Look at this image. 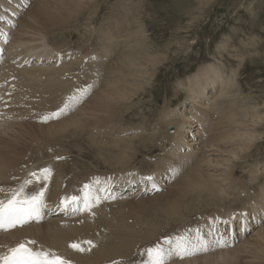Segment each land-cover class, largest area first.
<instances>
[{
    "label": "bare ground",
    "instance_id": "obj_1",
    "mask_svg": "<svg viewBox=\"0 0 264 264\" xmlns=\"http://www.w3.org/2000/svg\"><path fill=\"white\" fill-rule=\"evenodd\" d=\"M84 2L85 0H30V6L23 10L25 5L29 3V0H0V16L4 17V19L0 20V36L5 35L7 37L4 56H2L3 59L0 63V89L13 76H21L22 78V75H26L29 76L27 77L29 78L28 82L38 84V80L46 78L50 80L52 78L48 76L55 74L57 75V81L55 82L56 87L53 85L55 87L53 89L62 87V90L60 88L58 89V95L62 96V93H67L68 90L65 89V84L67 86L66 88L71 90L73 87L72 84V87H68V82H65L67 79L64 78L65 74L72 73L74 64L77 66L82 65L83 69H80L84 76H80L85 77L88 84L95 85L94 89H99L86 100L84 105L82 104L83 106L74 115L69 116L67 122L61 125L55 124L54 126H47L44 128L45 133L57 135L64 130L67 132L72 129L73 131L78 130L79 132L81 129L79 130L78 128H84L86 129L84 131L86 133L81 130L85 134L84 138L86 137L91 144L96 145L98 154L101 155L104 161H107L108 158L106 157L111 152L110 148L121 147L119 144L122 141L121 136H123V139L127 137L130 142L134 136L140 138L139 140L142 141L145 138L152 140L163 127H166V129L172 127L173 132L166 134L167 136H164L165 139L162 140L164 142L162 143L164 152L161 154L163 165L161 167L155 166L148 172H137L135 169V172H130L127 175H121L119 177H117V174H113L112 191L116 199L104 201L95 207L92 210L94 215L84 212L83 214L79 213L76 215L73 213L71 216H68L71 211L69 209L66 213L67 217L55 216L53 212H55L62 198L80 193L84 182L76 181L75 188L71 189L67 186L68 182H63V180L59 179L61 177H58L55 172H52L46 191L47 203L52 211L47 213L44 220L40 221L39 224L29 225L6 234H1L0 251L5 250L9 246H14L25 239H35L38 244L52 248L59 254L72 260L73 264H113L109 261L112 259L120 260L121 258L125 259L123 261L124 264H133L135 260L139 259L137 255L138 249L152 245L153 243L151 241L156 243L162 239V237H156L157 234H160L157 229L158 225L156 221L149 220L142 222L138 227L125 226L124 224L126 223L121 222L123 220L119 221L116 218V215L118 216L119 214H117V210L114 208L127 204L131 200H139L145 194L157 193L166 189L167 187H161L162 183H168L167 186L170 185V189L169 191H165L164 194L157 195V199H161V204L154 214L163 218L169 216L172 218L170 222L174 223V225H176L178 219L184 213H190L191 218L193 213L214 206L218 201L224 202L228 198L238 201V198L249 195L250 193L253 198L251 200L245 199L241 209L249 210V217L264 212V167L249 171L246 177L247 188L256 185L257 189L243 191L235 185L240 183L235 182V180L237 164L244 158L241 154L242 152L243 154L247 152V149L251 146V142L256 138L253 129L262 118L258 117L257 114L249 117V112L244 110L243 117L250 118L253 121V124L252 122L249 124L246 118L242 119L239 117L240 119L237 120L236 112L231 113L225 108L227 101H229L227 89L234 86L235 81L232 79L234 76H226V72H224L221 66L207 65V67L199 69L197 73L190 77V80H187V87L183 88L186 93V98L180 103L179 108L171 111L168 110L160 115L162 120H157L155 124L153 122H146L135 128L132 127L129 130H125L129 127L122 128L119 122L113 118L111 112L116 109L115 111H121L120 113L122 114L123 107L126 106L125 103H128L129 100L131 101V98L139 90L144 88L145 84L135 88L137 82L147 80L144 75H141L145 72V67L143 69L144 72L141 71L140 68L143 67L142 61L139 62L134 58L135 52H131L129 47L127 53L126 51L120 53H123L121 58H118L113 63H109L111 60L110 53L116 49L115 47L112 50L110 43L109 45L111 47L109 48L106 44H103V46L100 45L101 49L99 48L98 53L93 51L95 52L94 55L88 52L89 55L78 54L76 57H66V54L64 55L60 52H63L62 46L54 45L49 41L50 36L54 34L52 30H61V22H66L78 14ZM86 5L88 6L87 3ZM20 18L21 20H19ZM108 39L113 41L112 35L108 36L107 41ZM135 42H138L137 39ZM135 45H138V43H135ZM64 51L66 50L64 49ZM141 58L143 59V57ZM107 59L110 60L107 61ZM7 85L9 86L8 83ZM77 87L80 86L78 85ZM77 87L74 85V89ZM53 89H50V91H54ZM15 90L18 89L16 88ZM1 92L4 91L2 90ZM53 94L56 96V91ZM9 97L12 96H8V99ZM10 99L12 100V98ZM64 99L65 97L62 101ZM227 105L229 104L227 103ZM231 109L234 111L233 108ZM237 109L239 110V108ZM242 111H240L241 114ZM123 114L125 115V113ZM119 117L123 120V115ZM6 119L0 117V139L3 137H12L10 135V129H6L5 125L8 120ZM179 119H182V121L180 122ZM163 123L165 126L162 125ZM109 124L111 125L110 130L106 128ZM16 128L14 130L12 129L13 135H15L13 136V140L10 141L16 147L4 145V141L0 140V181L6 180L11 175L13 176V174L15 176L19 172L25 171V169L14 166L17 164V160L13 159V157L17 159L19 153L16 150L23 148L21 141L24 138L27 141L31 140L35 134H30V130L34 131L36 128L27 127V131H23L20 125H17ZM162 141L160 140L159 144ZM167 142L169 146L164 149V145ZM128 144L126 145L131 146L130 143ZM128 146L124 147V151L119 156L117 155L118 157L116 156L117 162L115 164L119 165L126 161L125 152L127 149H132ZM21 153L23 152L21 151ZM9 155L13 157L10 158ZM49 156V154L37 156L36 165H38V168L51 167L46 161ZM110 159L109 161L111 162L113 157ZM70 160L72 161V159ZM74 165L73 163V166L70 167L79 173L80 166ZM170 165H179L182 167L181 174L174 180L169 178L170 174L168 169ZM55 167V164L52 163V168L54 169ZM62 171L63 169L60 172ZM28 173H25L26 176ZM149 176L153 177L155 184L160 189L159 191L152 190V181L147 179ZM259 179L262 181L261 184H259ZM134 183L137 185L134 186ZM131 184L132 187H130ZM63 185L64 190L60 189ZM138 186L139 189H137ZM123 188L124 192H121ZM29 190L32 189L30 188ZM136 190L142 191L139 194ZM125 192L129 193L124 194ZM251 201L253 202L251 203ZM136 205L139 208L143 206V203L139 201ZM245 210H241L234 215L240 212L247 213ZM118 212L121 213L122 211L120 212L118 210ZM240 214L239 216L241 217ZM230 215L225 214L222 216L227 218ZM121 217L123 218V216ZM218 218L215 220V225L212 229H219V231L223 232L228 229H231L233 232L236 231L235 233H237V239L239 240L237 246L226 252L224 250L217 251L216 255H214L215 253L211 255L213 251L204 255H197L189 260L174 259L172 264H238L244 255L257 254L258 252H261L258 255L264 259V225L260 227L251 225V230L248 234H252L248 239L242 240L243 238L239 237L240 224L238 225L236 219L233 220V225L225 227L224 223L221 222L222 217L219 216ZM129 221L131 222L130 218L127 222ZM137 221H139V218ZM164 224H168V222ZM209 225L210 222H207L204 225L199 224L197 228L201 229L203 233H207ZM171 235L174 234L172 233ZM89 240L93 241L96 245L89 251L79 252L68 247L71 242ZM82 246L88 248L87 244H83Z\"/></svg>",
    "mask_w": 264,
    "mask_h": 264
},
{
    "label": "rangeland",
    "instance_id": "obj_2",
    "mask_svg": "<svg viewBox=\"0 0 264 264\" xmlns=\"http://www.w3.org/2000/svg\"><path fill=\"white\" fill-rule=\"evenodd\" d=\"M82 6L78 14L66 22H61V30H52L54 34L50 36L49 41L54 45L62 46L63 52L59 51L64 55L66 54V57H76L78 54L89 55L90 53L94 55L95 52H99L103 44H106L108 48L112 46V50L116 47L110 53L111 60L107 59V61L110 60L109 63H113L118 58H121L123 53H120L122 51H126L127 53L129 47L131 52H135L134 58L139 62L142 61L143 67L140 68L141 71L145 67L144 71L146 73L143 71L145 74L141 75L147 78V80L145 79L146 81L137 82L135 88L145 84L144 88L139 90L131 98V101L129 100L128 103H125V107L122 105V111L125 115L121 114V111H115L116 109L111 112L113 118L119 122L122 128L129 127L125 130H129L132 127L135 128L146 122H153L155 124L157 120L161 119L160 115L168 110L171 111L179 108L180 103L186 98L183 88L187 87V80H190V77L197 73L199 69L207 67V65L221 66L224 72H226V76H234V78L232 77L235 81L234 86L227 89L229 100L227 103L229 105L226 103L225 108L231 113L236 112L237 120L246 118L243 117L244 110L249 112V117L257 114L258 117L262 118L258 121V125L254 129L252 128L256 138L251 142V146L247 149V152L244 154L242 152L241 154L244 158L237 164L235 180V182L240 183L235 185L243 191L257 189L256 185L247 188L246 177L249 171L264 167V0H85ZM25 9L27 7L23 10ZM129 32L131 33L130 35ZM137 33L138 35H136ZM109 35H112L114 42L117 41L115 43L109 39L107 41ZM136 39L138 42H135ZM135 43H138V45H135ZM141 57L143 59L146 57L145 61ZM73 66L72 73H67L64 76L67 79L65 82H68V87L73 86L72 90L66 88L65 84L64 87L68 90L67 93L64 92L62 96L60 95L62 98L58 95V89L62 90V87L53 89L57 81V75L55 74L48 76L52 78L50 80L47 78L38 80V84L28 82L29 78L27 77L29 76L26 75H22V78L21 76H13L7 82L9 86L5 83L3 88L0 89V106H2L0 107V117L8 119H6L7 121L5 120V126L7 130L10 129V135H12L11 138L3 137L0 139L4 141V145H12L10 141L13 140V136L15 135H13L12 129H17V125L22 126L23 131H27V127L36 128L34 131L30 130V134H35L31 140L27 141L24 138L21 141L23 148L16 150L19 153L17 159L9 155L10 158L13 157V159L17 160V164L14 166L25 169V171L19 172L15 176L13 174V176L11 175L6 180L0 181V186L5 188L15 186L26 176L25 173L32 171V169H39L38 165H36V158L43 154L50 155L46 161L51 166L52 172L61 177L59 179L63 180V182H68L67 186L71 189L75 188L76 181H81L85 184L94 177H99L103 180L106 177H113V174H117V177H119L127 175L130 172H135V169L137 172H148L155 166L161 167L163 165L161 154L164 152L162 148V143L164 142L162 140L165 139L166 134L173 132L172 127L168 129L163 127L154 139L145 138V142L144 140H139L140 138L136 136L133 137L131 142L127 137L123 139V136H121L122 141L119 143L121 147L110 148L111 154L108 153L106 157L108 158L107 161H104L101 155L98 154L97 146L91 144L86 137L84 138V133H86L84 132L86 131L84 128H78L84 133L81 130L78 132V130L73 131L72 129H67L69 132L67 130L65 132L64 130L57 135L45 133L44 128L67 122L69 116L74 115L86 102L73 113L59 120L51 121L47 124L38 122L40 115L50 112V110L55 111L62 106L63 98H66L75 90L74 85L75 87L78 85L84 87L88 84L81 71L83 66H77L76 64ZM18 79L20 80L18 81ZM16 88L18 90H15ZM50 89L56 91V96L53 94L54 91H50ZM98 89H94L89 98ZM2 90L4 92H1ZM8 96H12L9 97L12 100H9ZM3 97L4 99H2ZM27 102L30 103L28 104ZM240 111H242V114ZM238 114L240 115L238 116ZM120 115H123V120L120 119ZM246 120L247 123L251 124L252 122L253 124L250 118H246ZM179 121L181 122L182 119H179ZM162 125L165 126L164 123ZM110 126L109 124L106 128L110 130ZM160 140L162 142L159 144ZM128 143L131 146H128ZM12 146H15V144ZM126 146L131 147L133 150H126V154L124 153L126 161L124 163L115 164L117 162L116 158L124 151L123 149ZM168 146L169 143L167 142L164 145V149ZM57 157H63V159L60 160ZM110 157L111 159L113 157V160L116 161L112 160L111 162L113 163H111L109 161ZM29 162L30 164H28ZM52 163L56 166L54 169L52 168ZM73 163L75 164L74 166H80L79 173L70 167L73 166ZM61 169H63L62 172H60ZM13 177H16L17 180L13 179ZM261 182L259 179V184ZM167 184L162 183L161 187L167 188L160 192L148 194L141 197V200H131L127 204L115 207L114 209L119 214L118 216L116 215V218L119 221L123 220L121 222H125L126 224L124 225L130 227H138L142 222L149 220L156 221L158 225L157 229L160 233L156 237L163 238L172 233L174 235L177 233L181 234L185 229L197 228L199 224L204 225L207 222H210L209 230L214 227L215 220L219 216L222 217V221L224 219L229 220L228 224H224L225 227L233 225L234 219H231L233 216H235L239 225L241 219L239 214L241 212L237 215L234 214L245 210L241 209L245 199L251 200L253 198L250 193L238 198V201L234 199L230 200L229 198L224 202L218 201L214 206L206 209L203 208L204 210L193 213L191 218L190 213H184L178 219L176 225H174V223L170 222L172 218L169 216H167V220L166 217H158L157 214H154L161 204V199H157V195L169 191L170 185L167 186ZM62 187L60 189L64 190V185ZM139 201L143 203V206L138 208L136 204ZM130 205L131 207H129ZM118 210L122 212L119 213ZM227 212L233 216L230 215L227 218L222 216ZM246 212L248 213L249 210ZM129 218L131 220V222L129 221L130 223L127 222ZM138 218L139 221H137ZM187 219L189 220L186 221ZM167 222L168 224H164ZM249 224L254 225L252 221ZM251 234L246 233L242 240L248 239ZM151 242L154 244L153 241ZM236 246L237 244L230 248L218 249L211 255L214 253L216 255L217 251L220 250H224V252L229 251ZM260 253L244 255L238 264H264V259L258 255ZM124 260V258L120 260L112 259L109 262L113 263L114 261Z\"/></svg>",
    "mask_w": 264,
    "mask_h": 264
},
{
    "label": "snow or ice",
    "instance_id": "obj_3",
    "mask_svg": "<svg viewBox=\"0 0 264 264\" xmlns=\"http://www.w3.org/2000/svg\"><path fill=\"white\" fill-rule=\"evenodd\" d=\"M28 6H30V0L29 4L25 5V7ZM5 11L7 10L5 9ZM2 19L4 17L0 16V20ZM5 43H7V39H5ZM94 88L95 85L93 84L76 88L64 99L62 106L55 111L40 115L38 122L47 124L70 115L89 98ZM57 159H63V157H57ZM168 171L169 178L174 180L181 174L182 167L170 165ZM51 176V167H42L30 171L15 186L8 188L0 186V232L7 233L17 228L29 226L32 222L38 223L44 220L46 214L52 211L46 199V191ZM147 179L152 181L153 191L160 190L153 177L149 176ZM112 180V177H106L103 180L94 177L83 185L80 189V195L62 198L57 207L64 211L71 209L74 214L88 212L94 215L92 210L95 207L104 201L116 199L112 191ZM30 188L32 190H29ZM240 215L239 237L241 238L245 237V234L251 230L249 218L255 226L264 225V212L259 215H251V217L248 213H241ZM231 219H235V216ZM221 222L228 224L229 220L224 219ZM238 242L237 233L231 229L221 232L219 229L210 228L207 233H203L199 228L185 229L181 234L164 236L156 243L138 249L139 259L135 260L133 264H172L174 259L182 260L218 249L230 248ZM83 244H87L88 248L83 247ZM95 246V243L90 240L71 242L68 245L70 249L79 252L89 251ZM0 264H73V261L52 248L38 244L35 239H25L0 251ZM113 264H124V262L114 261Z\"/></svg>",
    "mask_w": 264,
    "mask_h": 264
}]
</instances>
